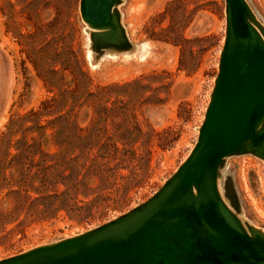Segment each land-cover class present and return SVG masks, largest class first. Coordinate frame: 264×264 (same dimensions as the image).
<instances>
[{
  "label": "rangeland",
  "instance_id": "obj_1",
  "mask_svg": "<svg viewBox=\"0 0 264 264\" xmlns=\"http://www.w3.org/2000/svg\"><path fill=\"white\" fill-rule=\"evenodd\" d=\"M80 1L0 0V260L146 202L191 153L211 101L225 0H119L130 46L103 53ZM246 1L264 38V0ZM239 152L218 188L264 230V159Z\"/></svg>",
  "mask_w": 264,
  "mask_h": 264
},
{
  "label": "water",
  "instance_id": "obj_2",
  "mask_svg": "<svg viewBox=\"0 0 264 264\" xmlns=\"http://www.w3.org/2000/svg\"><path fill=\"white\" fill-rule=\"evenodd\" d=\"M225 1V39L211 101L196 145L176 172L125 214L0 264H264V230L246 226L218 188L228 156L241 150L264 159V38L248 18L246 0ZM118 2L80 1L89 49L130 46ZM8 79L6 72L0 115Z\"/></svg>",
  "mask_w": 264,
  "mask_h": 264
},
{
  "label": "bare ground",
  "instance_id": "obj_3",
  "mask_svg": "<svg viewBox=\"0 0 264 264\" xmlns=\"http://www.w3.org/2000/svg\"><path fill=\"white\" fill-rule=\"evenodd\" d=\"M0 77H1V76H0ZM1 83L3 84L2 80H0V87L2 86V84H1Z\"/></svg>",
  "mask_w": 264,
  "mask_h": 264
}]
</instances>
